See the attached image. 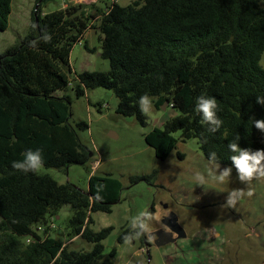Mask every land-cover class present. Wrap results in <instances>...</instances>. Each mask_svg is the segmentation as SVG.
I'll return each mask as SVG.
<instances>
[{"label": "trees", "instance_id": "16d2710c", "mask_svg": "<svg viewBox=\"0 0 264 264\" xmlns=\"http://www.w3.org/2000/svg\"><path fill=\"white\" fill-rule=\"evenodd\" d=\"M11 2L0 0V31L8 27ZM94 21L101 33L99 56L109 69L70 79V52ZM44 29L52 36L49 43L40 39ZM32 41L38 42L34 48ZM263 52L259 0H143L103 9L76 4L47 14L34 7L29 33L0 53V264H112L102 245L111 229L93 231L90 216L111 213L120 202L116 178L91 176L83 192L37 171L25 174L11 167L30 149L41 150L46 168L66 170L92 160L69 123L70 96L58 93L71 88L80 98L86 90H109L118 100L115 113L134 117L142 127L147 118L137 103L142 95L155 100L157 109L168 102L179 115L144 137L154 156L165 160L177 144L173 133L179 132L181 140L197 141L205 160L215 152L219 166L232 167L227 144L237 135L240 148L264 150V134L251 120H264V105L256 103V97H264ZM202 93L217 101L223 124L215 133L193 111ZM97 184L106 186L102 201L91 199ZM64 205L71 209L65 237L83 240L90 251L72 250L48 234V223ZM129 230L121 231L118 243ZM21 237H29L32 245L22 244Z\"/></svg>", "mask_w": 264, "mask_h": 264}, {"label": "rangeland", "instance_id": "374dc122", "mask_svg": "<svg viewBox=\"0 0 264 264\" xmlns=\"http://www.w3.org/2000/svg\"><path fill=\"white\" fill-rule=\"evenodd\" d=\"M133 1L143 0H119L117 4L125 6ZM93 3L103 9L111 0H12L8 27L0 31V53L19 44L29 33L34 7L47 14L68 5ZM259 3L263 5L264 0ZM92 25L70 52V79L81 72L109 69L108 61L99 56L101 33L97 21ZM260 65L264 69V52ZM58 94L70 96L69 123L93 157L86 165L66 170L42 167L37 173L83 192L87 191L91 176H110L121 183L120 202L111 213L95 212L90 216L93 231L111 229L102 245L112 264H264V180L252 182L251 197L241 198L234 207H223L229 190L246 187L237 179L235 169L232 168L229 182L219 184L209 179L204 186H197L194 173L199 170L207 175L209 165L195 139L183 141L179 132L173 133L177 144L163 161L145 143V135L155 128L162 130L165 122L179 115L177 110L165 103L157 109L152 100L154 110L145 114L146 126L142 127L134 117L115 113L118 100L109 90H86L80 98L74 97L71 88ZM81 122L87 129L76 128ZM98 160L101 162L96 167ZM223 168L219 166L217 174ZM136 177L143 179L133 183ZM146 209L154 214L151 230L161 226L162 217L170 211L184 226L185 230L181 228L187 238L161 247L146 246L140 240L131 246L118 243L121 231L130 229L131 218ZM70 216V207L64 205L48 223V234L72 250L90 251L91 245L83 240L68 241L65 237ZM42 232L40 227L37 233ZM27 240L30 242L26 243ZM19 241L27 247L32 245L29 237ZM112 250L115 254L109 257Z\"/></svg>", "mask_w": 264, "mask_h": 264}, {"label": "clouds", "instance_id": "9594fccd", "mask_svg": "<svg viewBox=\"0 0 264 264\" xmlns=\"http://www.w3.org/2000/svg\"><path fill=\"white\" fill-rule=\"evenodd\" d=\"M40 39L45 43H49L52 40V36L47 29H44ZM37 43V41L30 42L29 47L34 48ZM137 103L141 113L147 114L154 110L152 98L148 94L142 95ZM256 103L258 105H264V97H256ZM216 109L217 101L213 97H209L202 93L195 100L193 111L196 115L200 116L201 124L206 125L210 133L217 132L223 124V121L217 117ZM251 120L253 126L264 134V120H255L254 118ZM239 139L240 137L237 135L235 140L227 144L228 150L233 153V155L229 157L232 167H225L217 174L219 159L216 153L212 152L209 153L207 159V164L209 165L207 175L198 170L194 173L193 177L197 186L201 187L207 184L209 179L213 182L224 184L230 181L232 168L234 167L237 179L246 187L243 189H231L227 192L226 203L223 205V207L227 208L234 207L241 198L245 196L251 197L254 194V188L252 187V182L254 180H264V150L252 151L250 148L242 149L238 144ZM100 162L99 160L96 162V167H99ZM44 163L41 150L37 149L33 151L30 149L23 154L22 160L12 162L11 167L14 170L26 174L41 169ZM105 187L106 186L103 184H97L95 195L91 197V199L102 201L103 196L101 193L104 191ZM153 219L154 214L147 209L132 217L130 221V230L122 237L123 243L131 246L134 241L141 238L150 239L155 242L157 236H155L153 234L154 231L151 230ZM13 223H15V221H13Z\"/></svg>", "mask_w": 264, "mask_h": 264}, {"label": "water", "instance_id": "95a60500", "mask_svg": "<svg viewBox=\"0 0 264 264\" xmlns=\"http://www.w3.org/2000/svg\"><path fill=\"white\" fill-rule=\"evenodd\" d=\"M168 105V102H165ZM112 134V133H110ZM111 137V135H109ZM161 223L167 227L168 231L158 229L154 231V235L157 236L156 241L154 242L155 247H161L169 243H174L176 238H172L173 234L177 235V238L185 237L183 229L177 223V218L173 213H170L168 216L164 217Z\"/></svg>", "mask_w": 264, "mask_h": 264}, {"label": "flooded vegetation", "instance_id": "af4514ba", "mask_svg": "<svg viewBox=\"0 0 264 264\" xmlns=\"http://www.w3.org/2000/svg\"><path fill=\"white\" fill-rule=\"evenodd\" d=\"M170 213H172V212H168L166 215H164L163 217H162V219L164 218V217H166V216H168ZM177 217V216H176ZM162 221V220H161ZM177 222H178V224H179V226L180 227H183V229H184V226L182 225V223H180V221H179V219L177 218ZM163 224L161 223V226H159V227H157V228H155V229H153L152 231H155V230H158V229H162V230H164V231H168V229L167 228H165V227H163L162 226ZM185 230V229H184ZM184 234H185V237L187 238V234L184 232ZM185 237H183V238H177V235L176 234H173V236H172V238H176V240L174 241V243H176V242H178L180 239H185ZM140 242L142 243V244H144V245H146V246H150V245H154V242L152 241V240H150V239H146V238H141L140 239ZM171 244H173V243H171Z\"/></svg>", "mask_w": 264, "mask_h": 264}, {"label": "built area", "instance_id": "2783aa9c", "mask_svg": "<svg viewBox=\"0 0 264 264\" xmlns=\"http://www.w3.org/2000/svg\"><path fill=\"white\" fill-rule=\"evenodd\" d=\"M92 2H95L96 0H90ZM119 0H111V3H117ZM26 243H29V240L26 241Z\"/></svg>", "mask_w": 264, "mask_h": 264}, {"label": "crops", "instance_id": "0c3cea01", "mask_svg": "<svg viewBox=\"0 0 264 264\" xmlns=\"http://www.w3.org/2000/svg\"><path fill=\"white\" fill-rule=\"evenodd\" d=\"M130 3V2H129Z\"/></svg>", "mask_w": 264, "mask_h": 264}]
</instances>
